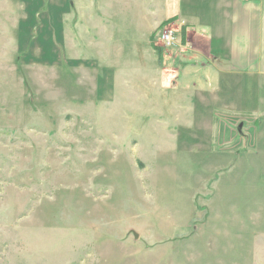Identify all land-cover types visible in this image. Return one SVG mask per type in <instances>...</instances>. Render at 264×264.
<instances>
[{
    "label": "rangeland",
    "instance_id": "rangeland-1",
    "mask_svg": "<svg viewBox=\"0 0 264 264\" xmlns=\"http://www.w3.org/2000/svg\"><path fill=\"white\" fill-rule=\"evenodd\" d=\"M162 4L0 0V264H264V74L188 52L208 0Z\"/></svg>",
    "mask_w": 264,
    "mask_h": 264
},
{
    "label": "crops",
    "instance_id": "crops-1",
    "mask_svg": "<svg viewBox=\"0 0 264 264\" xmlns=\"http://www.w3.org/2000/svg\"><path fill=\"white\" fill-rule=\"evenodd\" d=\"M161 1L163 7L167 8V0ZM193 1L189 0L190 3ZM208 4L210 11H219L222 14L220 18L227 19L226 30L222 27L221 21L216 22L215 20L213 22L216 25L205 37L191 28L192 37L186 45V48L189 49L188 52L192 53L204 67H210L213 71L215 69L219 75L240 74L255 77L259 81L260 76L264 74V69L260 64L263 1L208 0ZM172 16L181 17L187 22L180 15ZM153 17L157 19L159 15ZM153 25L150 32L158 25V21L157 24L156 22L154 24L153 20ZM103 34L105 35L106 32ZM184 39L181 37V41ZM182 46L185 47V45ZM204 59H207V62H204Z\"/></svg>",
    "mask_w": 264,
    "mask_h": 264
},
{
    "label": "built area",
    "instance_id": "built-area-1",
    "mask_svg": "<svg viewBox=\"0 0 264 264\" xmlns=\"http://www.w3.org/2000/svg\"><path fill=\"white\" fill-rule=\"evenodd\" d=\"M159 42L165 48H173L177 46L179 42L178 32L173 29L163 30L159 34Z\"/></svg>",
    "mask_w": 264,
    "mask_h": 264
},
{
    "label": "bare ground",
    "instance_id": "bare-ground-1",
    "mask_svg": "<svg viewBox=\"0 0 264 264\" xmlns=\"http://www.w3.org/2000/svg\"><path fill=\"white\" fill-rule=\"evenodd\" d=\"M28 10H29V9H28ZM28 10H27V11H28ZM30 10H31V9H30ZM31 12H32V11H31ZM175 17H176V16H175ZM41 19H42V18H41ZM29 24H30V23H29ZM45 30H46V29H45ZM48 39H49V38H48ZM23 40H24V39H23ZM24 42H25V41H24ZM152 44H153V43H152ZM44 54H45V53H44Z\"/></svg>",
    "mask_w": 264,
    "mask_h": 264
}]
</instances>
